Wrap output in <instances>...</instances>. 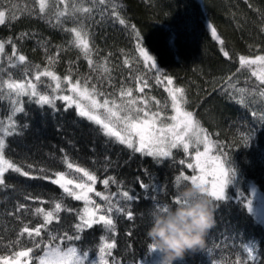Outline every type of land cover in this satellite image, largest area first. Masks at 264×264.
Listing matches in <instances>:
<instances>
[{
	"label": "trees",
	"instance_id": "trees-1",
	"mask_svg": "<svg viewBox=\"0 0 264 264\" xmlns=\"http://www.w3.org/2000/svg\"><path fill=\"white\" fill-rule=\"evenodd\" d=\"M47 2L48 7L41 13L39 0H0V11L6 13L5 23L0 24V42L5 43V52L0 56V96L4 97L0 99V121L7 125L12 114L4 80H32L42 93L56 96L71 94L63 83L65 76L73 82L80 79L82 85L87 79L89 86L95 84L98 91L118 102L120 90L131 88L134 97L148 100L150 110H157L159 101L161 112L170 115L171 101L165 91L170 77L172 87L185 90V109L194 113L201 127L220 145L222 153L213 149L214 154L226 156L225 167L232 170L226 200H212L215 225L205 237L204 248L186 254L176 264H213L214 260L220 264H264V225L251 209L256 200L264 202V121L260 119L264 97L259 94L264 85L251 74L255 65L237 71L239 56L264 55V0H107L103 5L99 0H66L68 15L59 19L57 12L63 11L65 4L60 0ZM73 4L91 11H75ZM120 19L125 24H120ZM209 25L215 27L223 45L211 37ZM73 27L88 33L91 67L81 50L70 43L73 34L65 29ZM138 43L154 58L162 83H157L155 69L149 71L144 66ZM13 45L16 56L12 55ZM221 47L229 53L227 58ZM19 55L26 58L23 64L17 60ZM8 57H12L15 67L10 66ZM101 66L109 71L104 72ZM45 68L61 78L60 92L53 91L55 82L48 77L35 81V73ZM137 78L141 86L145 80L148 82L143 93L136 91ZM103 98L98 97L101 101ZM35 99L20 97L24 110L13 117L19 134L5 138V158L29 176L9 170L5 173L6 186H0V255L33 246L27 234L21 237L20 233L26 225L34 228L43 223L37 208L53 211L54 219L36 240L43 238L47 243L49 231L60 236L77 234L74 225L79 223L77 212L83 209V201L72 199L50 182L56 172L81 178L63 162L67 156L70 162L97 176L96 191L105 192L102 180L112 177L116 183L110 181L107 193L127 189L139 196L126 209L133 212V220L113 213L115 235L102 225L79 233L81 240L74 243L91 250L85 264L96 260L101 236L116 241L112 251L117 264H132L134 259L140 264H156V255L147 253L146 237L151 215L157 211L154 204L175 206L173 197L189 185L183 182L179 188L174 187L177 177L181 172L193 174L180 161L191 162L190 157L178 149L173 150L174 160L158 162L105 135L100 125L79 116L74 105L69 108L61 100H55L54 106L40 105ZM248 135L251 138L245 147L242 138ZM140 181L153 185L155 191L151 187L145 191ZM90 196L96 203L105 204L94 194ZM151 196L156 197L155 202ZM57 202L70 211L62 208L56 213Z\"/></svg>",
	"mask_w": 264,
	"mask_h": 264
},
{
	"label": "snow or ice",
	"instance_id": "snow-or-ice-1",
	"mask_svg": "<svg viewBox=\"0 0 264 264\" xmlns=\"http://www.w3.org/2000/svg\"><path fill=\"white\" fill-rule=\"evenodd\" d=\"M95 2V0H94ZM60 3L65 4L63 11L57 12V18L68 15V8L66 0H60ZM100 4H106L107 0H99ZM48 7L47 0H39L40 12L43 13ZM75 11L82 13H88L91 11L88 7L77 8L73 4ZM6 13L0 11V24L5 23ZM120 24H125L123 19L119 20ZM211 30L213 39L219 44L223 45L224 41L219 37L215 27L208 26ZM73 34L74 44L84 54L89 66L93 65L91 59V48L88 39V33L83 31L82 28L73 27L65 29ZM133 31L135 28L133 27ZM137 37L139 33H136ZM11 43V41H9ZM13 47L12 55L16 56L15 45ZM137 50L140 58H142L144 66L149 71L155 69L157 76V83H162L160 79V70L157 68L154 58L147 53L141 44H137ZM5 52V43L0 42V56ZM221 52L227 58L229 53L221 47ZM10 66L15 67L16 64L12 62V57H8ZM25 56H17V60L20 64L25 62ZM49 62L52 63V58L49 57ZM240 71L244 67L252 68L256 66L255 70H252V76L256 78L260 85H264V55H256L254 58L246 56H239ZM125 64L128 61L125 60ZM39 68V66H36ZM103 67L104 72H108L107 67ZM41 77H48L55 82L54 92L61 91V78L57 76L53 71L45 68L42 71L35 73V81H41ZM232 77H229L231 81ZM138 86L136 91L143 93L145 87L148 86L147 80L143 85L139 84V78H137ZM63 83L68 85L67 92L69 94H60L56 96H50L42 93L38 90L37 83H33L32 80L16 81V80H4L3 86H6L9 92L7 97L12 104V114L8 117L7 125L3 121H0V186H6L5 173L11 170L12 172L19 173L21 176H29L28 172H25L18 165L5 158L6 141L5 138L19 134L17 125L13 117L16 113L22 112V102L20 97L29 96L36 98L35 102L40 105L54 106L55 100H61L66 102L67 107L76 108L79 116L87 118L89 121L100 125L104 130L105 135L115 137V139L127 148L132 149L134 152L141 153L148 157H153L162 162L164 159H175L173 150L182 149L183 152L190 157L191 162H186L181 159V164H186L188 169L192 170L191 175H185L183 172L177 177L174 187L179 188L183 182L196 186L200 189L201 193L208 196L210 200L223 201L226 200V186L231 182L228 178L231 169L225 167L228 161L227 157L214 154L213 149L222 153L220 145L213 140L211 135L200 125V122L195 119L194 113L190 110H186L184 105L187 103L185 99V90L181 87H172L173 80L167 78V86L165 91L168 93V97L171 101V113L170 115L163 114L159 109V101H156L157 110H150L148 107V100L140 97L133 96V90L131 88L120 90V102L116 99H109L101 91H98L97 86L92 84L89 86V80L85 79L83 85L80 79L75 82L72 81L70 76L63 78ZM229 87H235V85L229 84ZM2 91V87H0ZM243 92L244 89H239ZM14 94V98H13ZM260 96L264 97V89L259 92ZM98 97H104L101 101ZM127 97V99H125ZM0 96V99H3ZM154 99V98H153ZM21 106H17V105ZM139 105H144L140 107ZM255 115V114H254ZM264 121V115L260 117ZM251 135L242 138L244 146L247 147ZM201 146L202 149L201 150ZM194 150L193 151H190ZM67 168L75 173H79L81 178H69L64 172L54 173V179L50 182L54 185H58L67 196L72 197L76 201H83V209L77 212L79 223L74 225L77 234L64 233L62 236L55 235L51 231L48 232V241L44 242L43 238L36 240V237H41V230L47 229V226L51 224L54 219L53 211H45L43 208H37L36 214L43 217V223L29 228L27 225L22 229L20 236L25 233L31 239L32 247H25L19 251H13L11 255H0V264H85L88 260V254L91 250H83L78 247L74 242L81 240V235L86 228L91 229L93 225H102L106 232L115 235L116 224L114 223L113 213L125 214L129 220H133V212L126 211L129 205L139 199V196L135 193H131L130 190L121 189L119 193H107L109 183H116V181L109 177L103 179L102 183L105 186V192L95 190L97 183V176L87 170L84 167H80L73 162H70L69 158L65 156L63 161ZM31 167V165L29 166ZM41 169V172H44ZM234 175V173H233ZM36 178V177H32ZM45 179L46 177H40ZM140 187L147 191L150 187L155 191L154 186L140 181ZM90 194H94L95 197H99L104 201V205L96 203ZM176 196V195H175ZM173 197V203H178ZM28 197H26L27 199ZM148 198V197H146ZM154 202L155 196L150 197ZM167 205V204H165ZM165 205L161 207L158 203H155L157 211L167 210ZM247 208L250 206V202L245 205ZM20 207H24L21 205ZM62 208L67 209L62 203H55V212L59 213ZM131 232L129 235L131 236ZM15 243H19L16 241ZM117 247L115 240L109 242L106 236L100 237V245L98 253H96V260L92 264H117L116 257L113 253V249ZM39 250V251H36ZM248 250L249 257L255 260L252 252ZM154 251L149 249V243L147 245V253L151 254ZM210 254V253H209ZM123 264V261L120 262ZM132 264H140V262L133 260ZM213 264H220L219 261H213Z\"/></svg>",
	"mask_w": 264,
	"mask_h": 264
},
{
	"label": "clouds",
	"instance_id": "clouds-1",
	"mask_svg": "<svg viewBox=\"0 0 264 264\" xmlns=\"http://www.w3.org/2000/svg\"><path fill=\"white\" fill-rule=\"evenodd\" d=\"M174 199L178 201L174 207L167 204V210L152 213L146 232L156 264H176L186 254L202 250L208 231L215 225L214 204L198 187L189 184Z\"/></svg>",
	"mask_w": 264,
	"mask_h": 264
},
{
	"label": "rangeland",
	"instance_id": "rangeland-1",
	"mask_svg": "<svg viewBox=\"0 0 264 264\" xmlns=\"http://www.w3.org/2000/svg\"><path fill=\"white\" fill-rule=\"evenodd\" d=\"M254 197H256L255 194H254ZM260 206H263V208H264V202L260 201V200H256L254 205L251 206V209H252L253 215L257 219V221H259L260 223H262L264 225V215H263V213H259L260 212Z\"/></svg>",
	"mask_w": 264,
	"mask_h": 264
},
{
	"label": "water",
	"instance_id": "water-1",
	"mask_svg": "<svg viewBox=\"0 0 264 264\" xmlns=\"http://www.w3.org/2000/svg\"><path fill=\"white\" fill-rule=\"evenodd\" d=\"M208 31L210 32V34H211V30H210V28L208 27ZM211 37H212V34H211ZM213 38V37H212ZM215 40V39H214ZM216 41V40H215ZM217 42V41H216ZM218 43V42H217ZM259 213H263L264 214V208H263V206L261 207V209H260V212Z\"/></svg>",
	"mask_w": 264,
	"mask_h": 264
}]
</instances>
